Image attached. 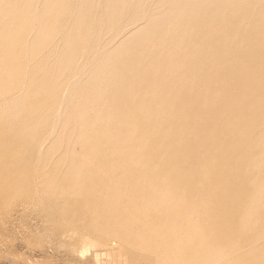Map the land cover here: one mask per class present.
Here are the masks:
<instances>
[{
  "label": "bare ground",
  "instance_id": "bare-ground-1",
  "mask_svg": "<svg viewBox=\"0 0 264 264\" xmlns=\"http://www.w3.org/2000/svg\"><path fill=\"white\" fill-rule=\"evenodd\" d=\"M96 2L102 8L101 11L103 13L99 14L100 16L98 15V17L101 19L102 16V22L106 25V30L108 28H110V30L108 29L109 32L114 30L113 33H115L111 36L113 37L114 35H118L116 34L118 25L115 24L117 19L124 12L128 11L129 7H133L136 1L0 0V158L3 159V165H6L8 161L11 164V168L17 170V172L12 173L11 169L5 171L2 167L1 169L4 172L3 174L0 172V174H12L13 176L18 173H24L25 171L23 170L27 171L28 167L34 165L31 162L36 158L35 156L31 157L30 154L27 156L24 153L29 150L32 153H37L44 148L45 152L47 150L45 156H49L51 153L59 151L58 148L70 135V142L65 150L68 151L70 148L73 149L75 147L79 148L82 155L87 159L88 166L83 175L74 176L68 171L65 178L72 181L76 180L78 188L75 191L77 193L82 192L87 198L94 197L93 200H100L101 203H103V200L107 201L104 204L105 208L98 213V216L108 224L110 229H114L112 226L117 229L119 239L128 243L131 250L138 248L137 250H141H139V253L144 251H146L144 253H148L147 251L150 254L154 253V256H159L155 260L158 261L157 264H261L263 249L259 247L256 251H253V249L247 251L248 244H246L248 240L249 242L253 240L257 234L256 232L259 231L258 227L255 228L256 221L258 220H254L256 223L253 226L255 227L250 226L253 230H257L256 232L254 231V236L250 234L252 232L250 227V229L245 230V227L242 226L243 224L239 223L244 216L241 213L244 212L240 213L241 219L240 217L237 218L240 221H236L238 224L235 226L239 228L238 230L235 229L236 235L222 233L220 224L226 227L228 223L219 221V217H216L218 213L215 212L216 209L212 206V204L222 201H217L221 197V194L219 195L215 191V188L213 191V187L209 186L211 183L218 181L219 185H221L223 181L228 180L230 172L236 167L241 171H243L242 169H246L247 173H250V171L254 172V168L258 167L264 159V92L257 94L260 90L259 88H261L260 91H263L262 88L264 89V82H262L263 85L258 82V78L264 81V78L259 77L262 73L261 76L264 75V61L261 62L264 55L259 54L261 56L256 57L257 54L254 55L253 53V56L256 59L259 57L260 60V62L258 59L255 61L254 57V61H252L251 58L253 56L248 59L250 63L251 61L253 62V66L248 64L249 62L246 60L250 56L246 54L250 46L243 45L237 48L235 42H232V44L234 43L233 46L239 50L247 47L246 50H241L245 52L244 58L246 54L245 59L242 54H238L241 52L239 50L237 51L238 53L234 52L235 50L233 51V49L230 51L234 53L228 51L231 54H235V57H231L232 61L228 63V71L231 75L239 72L245 61H247L245 63L248 66L245 64L244 68L253 66L252 69H254L255 66H259L258 68L255 67V72L253 73L255 76L250 80L251 86L257 83L255 87H259V90H256L257 92L255 93L257 97L254 95L249 98L250 101L253 99L251 103L246 101L248 98L246 99L245 96H240L241 90H246L247 88L244 87L245 83H241L245 82V77L241 78L243 75L245 76L243 72L248 69L243 70V75L239 72L242 75H239L242 86L239 83L240 80H234V83L231 82V85H226V82L223 80V84L226 86L222 85L221 92L213 88H217L216 86L218 85L215 86L213 82L214 86H211L212 84L204 86L206 89L202 90V92L206 93L203 96L200 95L202 92L188 96L184 91L186 87L183 86L184 83L186 84L185 80L187 81V78L190 77L191 81L189 80L188 82L190 87L187 89L190 91V88L194 87L195 81L199 79L198 76L201 75H198L196 79V72L190 73V76L185 77L183 82L182 78H184L185 72L182 67L186 65H181L187 64L186 62L192 60V58L183 53L187 54V52L189 53L192 50L193 52L199 51V53L202 51L203 41L202 45L200 42H197L201 36L198 37L200 29L197 28L196 24L199 32L193 35L194 37L196 36L195 40L192 39L193 36H189V39L186 37L187 34L191 35V32L196 31L194 23L200 18L204 19H201L203 23L200 25H203L201 27L203 28L201 29L202 34H206V32L209 34V31H211V35L213 33L212 30H215L214 33L222 34L221 36L219 35L220 38L218 40L222 43L217 44L215 42L222 49L224 46H219V44L228 46L230 43H228L229 40L226 37L230 36L232 31L236 29L238 33H246V28L240 27L239 24H236L237 22L240 23L241 19L244 18L248 22L255 20L256 14L253 11H248L247 14L242 11L246 3L250 7L254 5L255 9L261 7V17L264 20V0H219L213 6L209 4L210 6L207 5L206 8H199L200 10L205 9L206 13L202 14L199 18L195 14L192 16V10L186 12L189 14L186 17L182 12L183 14L180 13V16H177L180 22L175 25L172 23V25L177 30L183 27L182 31H185L187 34L181 31L180 33L183 34H181L178 40L175 37L179 35L173 32L176 28L173 29L171 26V30L167 32L165 30L168 36L165 35V32H163L162 38L160 37L161 34H158L161 40L157 37L158 35L154 34L157 38L155 42L152 39L150 45L147 47L148 51L146 49L144 51L142 47H144L145 41L148 42L149 38L148 40L143 38L141 41L134 42V40L137 41V36L135 35L139 33L140 27L144 28L146 26L148 17L155 24V29L157 31L161 30L160 26H162V22H159V16L156 18V15L151 14L155 18L146 17V13L144 17L142 16L139 19L137 14L130 16L129 12V21H132V23L137 22V25L135 24L136 26H133L130 30L128 28L131 34L127 33L126 36L133 35L132 38L128 37L129 41L133 44L129 45L131 46L130 48H127L129 47L127 44L126 46L123 45L125 42L123 39L126 38L124 35V37L118 39L116 36V39H113V41L111 37L107 39L101 37L104 33H99L101 31V27H99L100 19L96 18L98 10L96 9L97 12L95 13V7L92 8L94 6L93 3ZM179 4H176L177 6L175 5V7H178ZM171 5L169 7H172ZM145 7L143 5V8ZM96 8L99 7L96 5ZM227 10L231 11L226 14ZM162 14L160 13V15ZM235 15L237 16L235 17ZM153 18L156 20H152ZM134 19L136 20L134 21ZM230 19H234L236 21L234 22L235 24H232V20L230 23ZM103 23H101L102 26L104 25ZM233 25L236 26L234 30H232L234 28ZM229 32L230 34H228ZM208 34L204 36L207 37ZM257 36L262 39V43L264 44V30ZM140 37L141 35L138 38ZM210 38L208 36V42ZM216 38L218 37L214 39L216 40ZM246 38L247 40H252L255 36L247 34ZM173 40H178V43L176 41L174 43ZM211 40L213 42V39ZM164 41L165 47L167 46L166 41L173 43L169 44L170 46L166 47L167 49L165 50L163 45L165 57L163 56V59L161 57V60H168L169 69L172 66L174 68V70L172 68V71H175V67L181 66L180 70L182 68L184 76L179 70L178 74L180 73L183 77L180 76L182 77V82L178 78L179 84L177 86L180 92L184 91L182 93H185L187 96L183 94L186 96L183 97L185 99L183 103L185 110L183 111L182 108V112L178 116L181 118H177L172 114L174 112H171L176 118L172 116L171 120L167 118L169 121L166 119V122L163 121L161 123L157 119L159 124L155 126L157 121L155 119L159 118L157 116L162 114L163 109L166 110L171 107L168 106L167 108L170 102L168 100L171 96H168L167 90V99V96L164 95V88L172 84L171 82L173 81L164 80L163 76L167 70L165 71L160 67L162 62L155 60L156 63L154 61H147V64H145L142 56L146 53H152V50L156 51L157 47L152 48V46L156 43L161 45ZM262 43L260 44L263 45ZM204 46L207 47L206 44ZM205 47L203 48L204 55L208 51L205 50ZM218 47L214 48L218 51ZM183 49L186 50L184 52H177ZM222 51L219 50L218 53ZM212 53V55H215L214 51ZM217 54L214 58L212 56L210 60L204 59V65L201 64L205 66L208 73L213 72L212 74H214L218 66L216 63H219V60L222 58L225 60L224 55ZM129 55L131 56L130 58ZM146 56L149 59L150 56ZM153 59L154 56H151L150 60ZM197 60L195 61L200 62L199 58ZM242 61L243 64H240ZM255 62L256 64L257 62L260 64L255 65ZM137 64L139 66H136ZM96 69L98 70L97 73ZM202 69L205 70L203 67ZM103 72H106L107 75L110 73L108 77L111 78H107L105 73L103 75ZM245 73L248 74L249 78L252 76V73ZM173 74L175 73L173 72ZM175 75L171 76L170 74L171 77H168L170 79L177 78L178 76L176 77ZM257 75H259L258 78ZM229 77L231 76L229 75ZM229 77L226 78L229 79ZM155 81H157V84ZM158 81L161 82L159 83ZM229 81L227 80V82ZM259 83L260 85H258ZM197 86L195 87L199 88ZM242 87L243 89H241ZM174 88L177 87L175 86ZM181 88H183L182 91ZM247 89L248 94H252L254 91L252 93L249 92L255 90L254 86L251 88L252 90L250 88ZM223 90L226 91L223 92ZM225 93L230 95L229 97H232V99L230 102L225 100V105L223 102L224 108L221 106V112L217 109L220 113L212 114L214 108L210 110L211 108L209 109L208 105L204 104V101L209 103L216 100L219 103L215 101V105L220 104V101L225 97ZM170 95L172 94L170 93ZM191 95L197 96V98L192 97L195 99L190 100L189 97ZM227 97L226 95L225 98L227 99ZM165 100H167V103ZM172 100H175V98ZM177 100L176 98L175 102ZM243 100L245 103H249L247 104L249 107L244 105L248 109L244 108V111H247L245 114L242 112V116L237 120L236 113H233L236 117L233 114L231 115L235 118L234 122L226 123V117L222 120H219L217 117V122L211 121L217 115L222 117L225 109L228 112L224 111V113H230L234 104L233 101H235L236 105V102L239 104ZM159 101H163L166 107L161 108L164 105H159ZM244 101L243 104H245ZM171 103L174 104V102ZM228 103L233 104H230L227 109L226 105ZM238 104L233 106L234 109H238L237 106H241ZM178 105L180 106V104ZM173 107L174 105L171 108ZM181 107L177 108V110ZM167 111L169 113L171 110L163 112L166 116L168 115ZM235 111L238 112L239 110ZM156 112L158 115H156ZM177 113L179 115V110ZM171 114L167 117H170ZM165 118L162 119L164 120ZM59 129H61L60 133ZM170 129H173V131L171 130L172 135L169 133ZM58 133L59 142L56 141ZM235 138L238 141H235ZM54 140L55 144H53ZM221 140L225 142H220ZM231 140L232 142H230ZM250 141H253L251 145L246 144ZM10 142L15 146H11ZM249 149H251V154L247 155ZM62 157L63 159L69 158L66 155H62ZM259 157L261 159L260 163L257 162ZM36 159L41 161L40 157ZM74 161L78 162V160ZM262 163L264 164V160ZM262 165L260 164V167ZM252 183L254 184L253 181ZM237 191L239 190L237 189ZM224 192L227 194V191ZM236 192L234 191V194ZM239 193L237 196H242L243 192ZM248 194L251 196L254 193L248 192ZM229 203H233V201ZM250 203L252 202L250 201ZM210 205L211 207H209ZM217 206L219 205L217 204ZM241 206L240 211H244L242 209L245 207ZM221 209H223V206ZM137 228H145L146 237L139 236L138 234L134 235ZM248 235H251L252 239ZM240 239H243V242ZM258 239L256 240L258 241ZM257 241H255L256 244L262 242ZM148 257L149 261L150 257Z\"/></svg>",
  "mask_w": 264,
  "mask_h": 264
},
{
  "label": "rangeland",
  "instance_id": "rangeland-1",
  "mask_svg": "<svg viewBox=\"0 0 264 264\" xmlns=\"http://www.w3.org/2000/svg\"><path fill=\"white\" fill-rule=\"evenodd\" d=\"M135 1H136L134 4L135 7L134 6L131 8L129 7L128 11L124 12V14L120 15V17L117 19L115 24L118 25L117 29H116V31L118 32V33L116 32V34H118V35H114L113 37H111V36H112V34L115 33V32L113 33L114 30L112 32L108 31V29L110 30V28H108L106 30L105 29L106 25L102 22V19H103L102 16H101V19H100V17H98L99 14H103L101 11L102 8L100 7V5L97 2L93 3L94 6L92 8L95 7L94 8L95 13L97 12L96 9L98 10V12L96 14V16H97L96 18L100 19V20L98 19L99 20V27H101L100 28L101 31H99V33H104L103 35H101V37H105V39L111 37V39L113 41V39H116V36H117V39L125 36L126 38L123 39L125 41L123 43V45L126 46V44H127V46H129L133 43H131V41H129L128 37L132 38L133 35L126 36V34L127 33L129 34L130 33L129 30L131 28H133V26L137 25L136 24L137 22L136 23L134 22L136 19H134V21H133L134 23H132V21H129V19H130L129 17L134 15V14H137L138 18L140 19V17L141 18H142V16L144 17L145 14L147 13L146 17L150 16V17L155 18L154 15H156V18L158 16L160 17V19L158 18L159 22H162V24H161L162 26L159 25L161 27V30L157 31L155 29L156 26H154L155 24L152 23L153 21L151 22L150 21L151 18L148 17L147 18L148 21L146 22L147 23L146 26L144 28L140 27V29L138 30V32H139L138 34L135 33V34H137V35H135V36H137L136 37L137 41L134 40V42H138V40L141 41V40H143V38L148 40V38H149V40H148L149 44L147 41H145L146 45L144 44L143 45L144 47H142L143 50L144 49L147 50L148 49L147 47L150 45V42L152 41V39L155 42V39L157 37H159V35H158L159 33L161 34L160 35V37H161V36H163V32H165V30L167 32L168 30H171L170 28H172V27H173V29L176 28V27H174V25L180 22L177 18V16H180V13L181 14L184 13V16L186 17L189 15L186 12L189 10H192V12H191V14H193L192 16H194V14H195V15H197V18H199L202 14L203 15L206 14L204 11L205 9L200 10L199 8H206L207 5L213 6L219 0H186V1L185 0H182V1L178 0L179 2H181L180 4L177 0H151L150 3H149L150 0H138V1L135 0ZM148 3H149L150 8L148 6ZM171 4H173V5H171ZM176 4H179L178 7H175ZM248 4H250V3H248ZM96 5L99 8H96ZM143 5H144V7L146 5L147 6L145 8H143ZM169 5H171L172 7H169ZM200 5H202L203 7L202 6L199 7ZM250 5H252V4H250ZM88 7H90V6H88ZM180 7H182V8H180ZM183 8H185V9H183ZM181 9H183V10H181ZM130 10H132V11H130ZM230 11L231 10H227L225 13L228 14ZM242 11L245 12L246 14L248 11H253L256 14V18L253 22H248L245 18L244 19L240 18L241 19L240 23L239 22L236 23V24H239L240 27L246 28L245 34H243L244 32H242V33H238V31L236 32V29H235L236 26L233 25L234 28L232 30L235 29L234 30L235 32L232 31L233 34L231 33L232 34L231 35L230 34L231 31H230L228 34H230V36H232V37H230L229 35H228L229 39H228V37H226L227 40H229L228 43H230V44H228V46L230 47V45H231V47H230L231 49L224 44L223 45L219 44V46H224V48L222 47V49H221V47H218L216 45L215 42H217V44L222 43V42L218 41L220 38L219 35L221 36L222 34L217 33V32L214 33L215 30L214 31L212 30V32H213L212 34H214L213 35L214 38L218 37V38H216L217 41L213 38V36H211L212 34L210 35L211 31H209V34L206 32V34H208V36L211 37L209 39V42L207 41L208 36L205 37L206 34H202L203 32L201 31V29H203V28H201L203 25L202 26H200V25H201V23H203L202 20H204L202 18H200L196 23H194V27H195L194 29H196V31L194 30L193 33L191 32V35L187 34L185 31H182L183 27L181 29L178 28V30L176 28L173 31L174 33H177L179 35V36L177 35L178 37H175L178 40L180 39L179 37L181 36V34H183V33H180L181 31L185 32L187 34L186 37L189 39V36L192 37L193 35H196V32L198 34L199 31L197 28H199L200 32L198 34V37H200V36L201 37L198 39V41L197 40L196 41L200 42V44L203 41V43H202L203 45L201 44L203 48L205 47L204 44H206V46H207V47H205V50H208V51L205 52V55L203 53L204 52L203 48H201V50H202L201 53H199V51L193 52V50L191 52L189 51V53L187 52V54L183 53L184 55H187L190 58H192L191 61L186 62L187 64L181 65V66L186 65L185 67H182L183 71L185 72V76H184V72H182V68L180 70L181 66H179L177 68L175 67V71H172L173 66H172V68L169 69L168 66H170V65H168L169 62L167 63L168 60L167 61L161 60V57L163 59V56L165 54L164 50L167 49L168 46H170L169 44H172L173 42L166 41V43H167L166 47L167 48L165 47V41L163 42V44L161 43L162 46L160 44L158 45L157 43L156 44L153 43L154 45L152 46V48L157 47L156 51L152 50V53H150V54L146 53L142 56L145 64H147V61H154L155 62V60L162 62V64L160 63L162 65V66L160 65V67H162L165 71L167 70V72L163 76L164 80H166V81L170 80V82H171V80L173 81V82H171L172 84H169L166 88H164V95H166L167 90H168V96L172 97V98L170 97L171 100H170V98L168 100L170 102L168 103L169 105H167V108H168V106L172 107V105H174L173 108L170 107L169 109H166L169 111L171 110L169 113L167 111L168 115L171 114V112H174L172 114H174L177 118H181L178 116H180V114L182 112V108H183V111L185 110V108L183 106L185 99L183 97H186L187 95L189 96L190 94H192V95H196L197 93L199 94L200 92H202V90L206 89V88H204V86H207V84H212L211 86H214L213 82H214L215 86L218 84L216 86L217 88H215V87H213V88L215 90L217 89L221 92L222 91V85L224 87L226 85H231L232 83H234V80L235 81L240 80L239 81V83H240L241 79H243L245 77V79H244L245 82L243 81L241 83L246 84L247 81L249 83L247 82L246 86L244 84V87L251 89L254 86L255 90L251 89L252 91H250V89H249V91H250L249 93H252L253 91L254 92L252 94H248L247 93L248 89L246 88V90H241L240 96H245L246 99L247 98L249 99V98L253 97L254 95L257 97V95L255 93L259 89L261 90V88L255 87V86H257V83H256V85L254 84L251 86L250 80H252L254 78L253 76H255V74L253 75V73L255 72L256 66L254 67V69H252V67L254 66L252 61H254L253 58L255 57V56H253V53H254V55L257 54L256 57L261 56L259 54L264 55V53H261V52H264V49H263L264 44L262 43V39H260V37L257 36L261 31L264 30V20L261 17V14H262L261 7L255 9L254 5L252 7H250V6H247V3H246V5L242 8ZM129 12L131 14L130 16H129ZM160 13H163L162 15L163 16L165 15L166 17L165 16L163 17L162 15H160ZM151 14H154V15H151ZM236 16L237 15H235V17ZM154 18L152 20H156ZM121 19H124V20H121ZM231 20H232V24H235L234 22H236V21L234 19H230V23H231ZM205 21H206V19H205ZM100 22L103 23L104 24L103 26H105V27H103ZM172 23H174V25H172ZM195 24L197 25V28H196ZM119 25H121V26H119ZM128 28H129V30H128ZM121 29H122V31H121ZM124 30H125V32H124ZM149 30H151V31H149ZM166 32H165V35L168 36V34ZM108 33L110 36L108 35ZM216 33H217V35L215 36ZM234 33H235V35H234ZM150 34L151 35L153 34V35L151 36ZM154 34H156L158 36L155 37L156 35H154ZM247 34H252L255 36V38L252 40H247V38H246ZM140 35H141V37L142 36L143 37L138 38ZM202 36H204V37H202ZM160 37H159V39L161 40L162 37L161 38ZM194 38H196V36L192 37V39H194ZM211 39H213V42ZM100 40H102V39H100ZM178 40H175L176 43H178L177 42ZM175 41H174V43H175ZM206 41H207V43H206ZM232 42H235V45L237 48H240V46H243V45L250 46L249 49H247V47H245L241 50L244 51L247 49V51H249V52H251L252 50L254 51V52L252 51L251 53L248 52L249 54L246 51L247 56L250 55L247 58H246V54H245V58L248 62H249L248 59H250L253 56L251 58L252 61L250 60L251 63L250 62L248 63V64L253 65L252 67H250V65H249L250 68H248V67L244 68V65L245 64L247 65V63H245L247 61H245L243 64V61L245 59L244 58L245 52H242L241 50L234 47L233 46L234 43L232 44ZM226 43H227V41H226ZM260 43H262L263 45H261ZM163 45H164V50H163ZM174 46H176V45H174ZM212 46L218 47L220 51L223 50L222 51L223 54H222V52L218 53L219 50L217 51V49H215ZM261 46H262V48H261ZM130 47L131 46H129L127 48H130ZM198 47H199V45H198ZM212 49L215 52V55H212L213 54ZM232 49H233V51L235 50L234 52H236V53H238L237 52L238 50L241 51L238 54H242L244 59H242L243 61H242V63H240V64H243V66L240 65L241 69L239 72H241V74H242L243 70L248 69L245 72L252 73L251 74L252 76L250 78H249L248 74H246L245 72H243V74H245V76L243 74H242L243 76L240 75L239 72L235 73V75L234 74L231 75L229 73L228 63H230L232 61L231 57H233V56L235 57V54H231V53H234V52L230 51ZM120 50H122V49L120 48ZM123 50H126V49H123ZM146 50H144V51H146ZM158 50H160V51H158ZM185 50L186 49L178 50L177 52H184ZM153 51H155V52H153ZM171 51H173V50L171 49ZM228 51H230L231 53ZM216 52L219 55L221 54V56L224 55L225 60L222 58L223 60L220 59L219 60L220 62L216 63L218 66H217V71H214V74H212L213 72L208 73L207 69H205V66H202L201 64L204 65V62H205L204 59L210 60L212 56L214 58L217 54ZM202 53H203V55L201 56ZM228 54H230V55L228 56ZM146 55L150 56L149 59ZM208 55L210 56V58ZM151 56H154L153 60H150ZM199 56H201V57H199ZM130 57L131 56L129 55V58ZM195 57H196V59H195ZM256 57H255V61H257V59H258V61L260 62L259 57L257 59H256ZM197 58H199L200 62H197L198 61ZM164 59H166V58H164ZM194 59L197 61H195ZM263 59L261 60V62L264 61ZM259 62H257V64L255 62V65H258ZM188 63H189V65H188ZM221 64H222V66H221ZM166 65H167V67H166ZM199 65H201V66H199ZM136 66H139V65L137 64ZM202 67L206 71L203 70ZM218 67H220V68H218ZM258 67L259 66H257L256 68H258ZM173 70H174V68H173ZM179 70L181 71V74L184 76V78H182L183 76L180 73L178 74V72H180ZM97 71L98 70L96 69V73H97ZM204 71H205V73H204ZM256 71H257V69H256ZM173 72L176 75L173 74ZM195 72H196V79H197L198 75H201V76H198L199 79L195 81L196 83L194 82L195 83L194 87L190 88V91H189V90H187L188 87H190V84L188 83L190 80V77H188V76H190V73H195ZM104 73H105L107 78H111V77H108L110 75V73H108V75H107L106 72H103V75H104ZM169 73L171 74V76L172 75H175L176 77L178 76L177 78L174 77L177 81L173 77H172L173 79H170L168 77V76H170ZM260 73H262V72H260ZM155 75H156V73H155ZM214 75H216V76L213 77ZM229 75L231 77H229ZM239 75L242 76V78L239 77ZM261 75L260 76L257 75V78H258V76L264 78L263 77L264 75L263 76H261ZM180 76H182V77H180ZM203 76H205V77H203ZM185 77L186 78L188 77L187 78L188 80L187 81L185 80L186 84L184 83V85L183 84H181V85L186 87V88H184L182 86L184 88L185 93H187V95L185 93H182V92H184V91H182L183 88H181L182 92H180L179 87L177 86V84H179V81L182 82V80H183V82H184ZM200 77H202V78L200 79ZM226 77H229L230 81ZM178 78H179V81H178ZM181 78H182V80H181ZM235 78H238V79H235ZM150 79H151V77H150ZM150 79H149V82H150ZM246 79H248V80L246 81ZM223 80H224V82H226V85L223 84L224 83ZM227 80L229 82H227ZM261 80H262L261 78H258V82H260V83L264 82ZM158 82L160 83L161 81H158ZM155 83L157 84V81H155ZM219 83H220V85H219ZM252 83H253V81H252ZM260 83L258 85H260ZM242 84H241V86H242ZM197 85H199V86H197ZM262 85H263V83H262ZM152 86H154V85H152ZM175 86L178 89L174 88ZM195 86H197L199 88H196ZM172 87H173V89H172ZM168 88H171V89H168ZM200 88H203V89H200ZM175 89H176V91H175ZM196 89H197V91H196ZM241 89H243V87ZM178 90H179V92H178ZM186 90H187V92H186ZM260 90L257 92V94L264 92L263 88H262L263 91H260ZM224 91H226V90H223V92ZM193 92H194V94H193ZM170 93L172 95H170ZM205 93L206 92H202V94H200V95L203 96V94H205ZM183 94H185L186 96H184ZM192 95L189 97L190 100L197 98V96L195 97ZM226 95L228 96L227 99L225 98ZM246 95H248V96L250 95V97H248ZM105 96H104V98H105ZM168 96H167V99H168ZM179 96H181V97H179ZM229 96L230 95L225 93L224 99L221 100L220 104H217V105H215L217 102L216 100H215L216 102L214 101L215 103L214 102L208 103V102L204 101V104H207L209 109L211 108L210 110H212L214 108L212 110V112L214 111L212 114H215V113L217 114V113L221 112V110H222L221 106H222V108H224L223 102L225 105L226 104L225 100H228V102H230L232 97L230 98ZM192 97H195V98H192ZM174 98H175V100H172ZM176 98L178 99L177 102H175ZM163 99H164V96H163ZM248 99L246 100L247 102L248 101L250 103L253 102V99H251L252 101H250V99L249 100ZM179 100L182 103V107H181V103L179 102ZM166 101L167 100H165V102ZM243 101H240L239 104H238V102H236L238 105H241V106H237L238 109H236V108L234 109V107H233L235 105V101H233L234 104L228 103L226 105V108L229 107L230 104H233L232 108H231L232 111H230V113H227L228 111L225 109L224 111H227V112L224 113V111H223L222 117H219V115H217L216 118L211 119V121L217 122L216 119L219 118V120H222L223 118L226 117V120H225V121H227L226 123L234 122L235 118H236L234 116V114L236 113L235 115L237 116V118H236V120H237L238 118H240V116H242V114H243L242 112H244V114H245V112L247 110L246 111H244V110L248 109V107H249V105H247L249 103H247V102L245 103V101H244L245 104H243ZM171 102H174V104H172ZM241 102H242V104H240ZM162 103H163V101L162 102L159 101V105L160 104H161V106L164 105L163 107H161V106H159V107L165 108L166 104L165 103L162 104ZM176 103L180 104V106L178 104L176 105ZM217 103H219V102H217ZM244 105L248 106V107H245ZM178 106L181 107L180 108L181 110L178 109L179 115H177L178 114L177 108H179ZM160 109H158V110L162 111ZM175 109H176V114H175ZM217 109H219L220 112ZM242 109H243V111H242ZM166 110L163 109L162 114H161L162 116L158 115L156 112V115H158L157 117H159V118H156L155 120L158 119L160 123L163 121L166 122L167 118L169 120H171V117L173 116L172 114L170 117H167L168 115L166 116L163 114V112H166ZM235 110H239L238 112L241 115ZM156 111H157V108H156ZM186 114H187V112H186ZM225 114H227V115L225 116ZM232 114L235 118L233 116H231ZM154 116H152V117H154ZM175 116H173V117H175ZM228 116H230V117H228ZM162 118H165V119L163 120ZM160 119H162V120H160ZM168 119H167V121H169ZM158 120L156 121L155 126H156V124L157 125L159 124ZM225 121H224V124H225ZM60 130L61 129H59V133H60ZM171 130L173 131V129H170V131H169L170 134L172 132ZM59 133H58V136L56 138L57 142H59ZM69 137H70V135L68 136V138ZM68 138L58 148L59 151H57L56 153H51V155H49V156H45V153L47 152V150L45 152L44 148L41 149L37 153H32L31 150L24 153L27 156L30 154L31 157L35 156L36 158H38V157L41 158V161H39L38 159L35 158L31 162L34 165L31 167H28L27 171L23 170V171H25L24 173H22V174L18 173V174L13 175V176H12V174H10V175H8V174L1 175L0 174V264H157L158 261H155V260H157V258H159V256L158 257H157V255L154 256L155 254L154 253L150 254L149 251H147L148 253H144L146 251L139 253L141 250L140 249H139L140 251L137 250L138 248H136V249L134 248L131 250L130 245L128 243H126L122 239H119L117 229L114 226H112L114 229H110L108 227V224L105 223V221L100 216H98V213L101 212L105 208L104 204L107 201L103 200L102 201L103 203H101L100 200H98V201L93 200L94 197L87 198L85 195L82 194V192L77 193L75 191V189L78 188V184H77L76 180L72 181V180L65 178V175H66V173H68V171H70V173L73 174L74 176L83 175L85 172V169L88 166L87 159L82 155L79 148L75 147L73 149L70 148V150H68V151L65 150L66 146L70 142V138L69 139ZM236 139L237 138H235V141H238ZM223 140H221L220 142H225ZM232 140H234V139H232ZM232 140L230 142H232ZM252 142L253 141H250L249 143H246V144L251 145ZM10 144H11V146H15L12 142H10ZM53 144H55V140L53 141ZM239 153L241 156V150ZM249 154H251V149H249L247 151V155H249ZM18 155H20V154H18ZM62 155H64V156L66 155L69 158L63 159ZM20 160L22 161V159H20ZM74 160H78V162L76 163ZM263 160H262V162H263ZM260 161H261V159L259 157L257 162L260 163ZM262 162L260 163L261 165L263 164ZM260 164L258 167L254 168L255 171L257 170L256 172L253 170L254 172L250 171V173L249 172L247 173V171H245L246 169H242L243 171H241L239 168L236 167L235 169H233L230 172V175H229L230 177L228 178V180L223 181V183L221 185H219L220 184V183H218L219 181L213 182V183H211V185L209 187H213V191L215 188V191L218 192L219 195L221 194V197H219L217 199V201H219V200H222V201H219V203L212 204V206H214V208L216 209L215 212L218 213L216 215V217H219V221H222L223 223H228L226 225V227H224L222 224H220L222 227V233L225 232L224 234L231 233V234L236 235L235 229L238 230L239 228H238V226H235V225L238 224L237 223L238 221H240L237 218L240 217V219H241L242 216H240V213L244 212L245 214L241 213V215H244V216L242 217L243 219H241V222H239V223L241 225L243 224L242 226L245 227V230L248 229L250 226H252V227L256 226L255 228L258 227L257 229L260 231V232L259 231L256 232L257 231L256 229L253 230L252 227H250L252 230V232L250 234L252 236L255 235V232L257 234L254 237V239L251 240L253 243L250 241L252 244L249 242V240L247 241L248 242V243H246V244H248L247 251H250L252 249H253V251H256L259 249V247H261L263 249V252H264V242H263L264 237H262V236H264V234H263L264 233V229H263V227H264V209L262 210V208H264V188H263L264 187V166H263L264 164L261 167H260ZM2 167L4 168L5 171L11 169L12 173L17 172V170L15 168H11V164L8 161H7L6 165L5 164L3 165V159L0 158V172H2V174H3L4 171L1 169ZM250 167H252V166H250ZM251 169H253V167ZM261 169L263 171H258ZM239 174H240V177H239ZM231 175L234 177H232ZM246 176H248V177H246ZM235 177H237V178H235ZM250 180H252L254 182V184L252 183V181L250 182ZM173 186H175V185H173ZM252 187H253V189H252ZM224 188L227 190H225ZM248 188H251V189H249L250 191L248 190ZM237 189L239 191H237ZM233 190L235 192L236 191L237 192L234 194ZM224 191H227V194ZM248 192H250V193L253 192L254 193V194H252L253 196L252 195L250 196L248 194ZM238 193L239 194L242 193L241 194L242 196L239 195L241 198L237 196ZM231 197H233V198H231ZM237 197H238V199H237ZM250 197H252V198H250ZM232 201H233V203H229ZM250 201L252 203H250ZM235 203L237 204L238 209H237V206ZM244 203H248L245 205H247L249 207L247 208V206H245ZM217 204L219 206H217ZM233 204H234V206H233ZM241 204H243V206L245 207L244 209H242L244 211H240L241 210V208H240ZM222 206H223V209H221L222 210L221 211L220 208ZM235 206H236V208L233 209ZM243 206H241V207H243ZM209 207H211V205ZM224 209H226V210H224ZM228 209H230V210H228ZM235 211H237V212H235ZM222 213L224 216L222 215ZM235 213H236V215H235ZM238 213H239V215H238ZM256 219L258 221H256ZM254 220L257 223L254 222ZM247 222H249V223H247ZM255 223H256V225H255ZM257 224H258V226H257ZM247 225H249V226H247ZM253 225H255V226H253ZM260 226H261V229H260ZM234 227H236V228H234ZM243 230H244V228H243ZM249 232H250V230H249ZM135 234H138L139 236H142V237H146V230H145V228H137L134 235ZM247 234H249V233H247ZM251 235H248L250 239H252V237H250ZM256 239H258V241H262V242H259L258 244H256L255 243V241H257ZM240 240H241V242H243V239H240ZM249 245H251V246H249ZM263 252L261 254V257L263 259L261 264H264ZM148 256L150 258H152V257L153 258L150 259ZM147 257L149 258V261H148ZM150 260H151V262H150ZM153 261H155V262H153Z\"/></svg>",
  "mask_w": 264,
  "mask_h": 264
}]
</instances>
